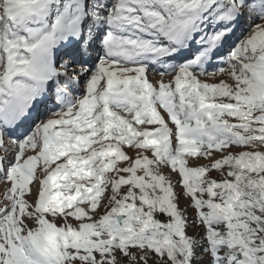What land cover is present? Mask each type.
<instances>
[{
  "label": "snow or ice",
  "instance_id": "6c2138e0",
  "mask_svg": "<svg viewBox=\"0 0 264 264\" xmlns=\"http://www.w3.org/2000/svg\"><path fill=\"white\" fill-rule=\"evenodd\" d=\"M0 152V264H264V0H0Z\"/></svg>",
  "mask_w": 264,
  "mask_h": 264
},
{
  "label": "rangeland",
  "instance_id": "374dc122",
  "mask_svg": "<svg viewBox=\"0 0 264 264\" xmlns=\"http://www.w3.org/2000/svg\"><path fill=\"white\" fill-rule=\"evenodd\" d=\"M148 77H149V80L150 81H156L159 79V76L156 72L154 71H150L148 72ZM165 79H168V77H165ZM203 80V82H207V83H218L219 82V77H216V78H208V79H205V78H201ZM232 122H235V121H232ZM5 143L7 144L8 141L6 140ZM125 150L128 152L129 155H134V153L130 150H128L127 148H125ZM237 151L236 149H233V152ZM4 153L3 152H0V155H3ZM214 156H218L219 154H216V153H213ZM199 163L201 165L203 164H209L210 161L209 160H204V159H200ZM189 166L192 167V166H196L192 160H189ZM164 174L169 177L173 184H174V190L175 192L177 193H181L183 190L182 188L176 186L178 181L180 180V177L178 176L177 173H173L171 172L170 170H165ZM211 177L213 179H216V180H220L221 179V176L219 173L217 172H212L211 173ZM4 184L3 183H0V198H2V192H3V189H4ZM178 206H179V209L184 213L186 219H187V222L189 225L193 224V222L196 220V210L191 207V202H190V199L187 198V197H183L181 196L179 201H178ZM205 211H207V209H205ZM75 223L73 221V225L75 226ZM202 228L203 226L202 225H198L197 227H189L187 229V232H188V235H193L195 233H198L200 231H202ZM149 264H151V261H149Z\"/></svg>",
  "mask_w": 264,
  "mask_h": 264
},
{
  "label": "bare ground",
  "instance_id": "6f19581e",
  "mask_svg": "<svg viewBox=\"0 0 264 264\" xmlns=\"http://www.w3.org/2000/svg\"><path fill=\"white\" fill-rule=\"evenodd\" d=\"M237 34H239V33H237Z\"/></svg>",
  "mask_w": 264,
  "mask_h": 264
}]
</instances>
